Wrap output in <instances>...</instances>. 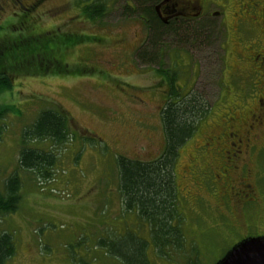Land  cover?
<instances>
[{
    "label": "rangeland",
    "instance_id": "rangeland-1",
    "mask_svg": "<svg viewBox=\"0 0 264 264\" xmlns=\"http://www.w3.org/2000/svg\"><path fill=\"white\" fill-rule=\"evenodd\" d=\"M20 1L21 7L15 0H0V44L22 37L53 36L71 47H61L65 66L57 74H15L11 90L0 95V105L14 109L3 117L0 187L17 171L22 179L19 208L13 214H0V231L12 233L16 244V256L9 264H122L107 255L98 241L115 243L119 237L115 238L114 232L126 229L146 237L147 229L138 225L133 215L124 213L115 191L116 158L147 162L162 153L159 114L170 87L165 76L157 73L159 68L176 77L174 89L197 91L211 109L180 149L175 169L185 243L188 248L195 247L197 264H215L246 235L264 233V205H243L225 187L224 179L217 178L226 170L220 140L230 134L242 138L252 114L261 116L253 134L264 144V108L259 109L255 100L238 99L252 82L237 78L247 72L245 60L251 53L245 51L246 40H241L244 36L235 27L241 11L237 0H198V11L205 8L204 13H219L214 14V22L220 31H213L211 40L201 46L202 33L189 38L192 45L165 41L160 64L136 59L147 31L137 16L125 11L127 5L133 6V0H101L108 12L100 22L86 20L74 0ZM167 1L163 13L194 14L182 8L183 0L178 6L174 4L177 0ZM79 35L87 38L77 41ZM3 61L15 67V73L19 70L17 61L6 56ZM20 64L41 66L39 61L25 58ZM53 68L54 64L48 71ZM43 110L63 113L74 136L55 151L54 178L39 183L16 167L25 143L24 131ZM214 139L216 149L212 147ZM26 145L47 150L52 144L34 141ZM235 163L232 184L240 186L246 166L254 187L256 158L245 152ZM239 189L241 194L246 192ZM149 258L151 264H171L154 256L152 248ZM177 261L172 264H179Z\"/></svg>",
    "mask_w": 264,
    "mask_h": 264
},
{
    "label": "trees",
    "instance_id": "trees-1",
    "mask_svg": "<svg viewBox=\"0 0 264 264\" xmlns=\"http://www.w3.org/2000/svg\"><path fill=\"white\" fill-rule=\"evenodd\" d=\"M160 1L162 0H133L132 7L128 5L125 7L129 15L137 16L147 31L145 45L135 54L139 61L160 64L158 57L162 55L166 42L192 45L189 38L202 33L201 46L211 40L213 31L216 29L220 31L219 25L216 28L213 21L197 20L187 23L179 20L165 24L159 19L155 10ZM74 2L82 16L90 22L102 21L108 12L107 6L101 0H74ZM183 36L188 37L182 39ZM43 37L45 36L22 37L16 38L11 43L4 41L0 44L2 48L0 49V95L11 90L15 74L25 72L30 76L45 77L57 74L58 69L65 66L60 58V51L61 47L64 49L71 47L69 43H63L53 36L45 37V40L41 41L39 38ZM57 37L59 38V35ZM82 37L87 38L79 35L76 40ZM173 38H178V42ZM5 56L17 61L20 71L15 73L16 68L9 64L8 66L3 61ZM23 58L32 62L39 61L41 66L23 67L20 64ZM53 64L52 71H48ZM81 71L78 69V72ZM157 73L165 76L170 87L159 114L164 137L162 153L156 159L147 162L125 157L116 158L118 186L115 191L120 198L124 213L133 215L138 225L147 229L146 237L140 236L136 230L126 229L123 233L114 232L117 235L115 238L119 237L115 243L99 240L97 244L109 252L106 253L107 255H111L122 264H151L149 258L151 248L154 256L167 263L172 264L174 259H178L179 264H197L195 247L188 248L185 243L183 220L178 212L175 169L180 149L193 137L198 125L208 116L211 109L197 91L191 89L183 93L181 89H174L173 83L176 78L174 75L169 76V72L161 68ZM13 111L10 106L0 105V140L5 127L3 117ZM71 132L69 120L63 113L58 110L41 111L24 131L25 143L19 152L16 170L30 173L39 183L53 179L58 162L55 151L68 142L70 135L74 136ZM34 141H49L52 145L47 150L27 147L26 142L34 143ZM88 141L95 140L88 139ZM17 172L5 180L4 187L3 184L0 187V214H13L19 208L22 179ZM15 256L16 244L13 234L7 230L0 231V264H9Z\"/></svg>",
    "mask_w": 264,
    "mask_h": 264
},
{
    "label": "flooded vegetation",
    "instance_id": "flooded-vegetation-1",
    "mask_svg": "<svg viewBox=\"0 0 264 264\" xmlns=\"http://www.w3.org/2000/svg\"><path fill=\"white\" fill-rule=\"evenodd\" d=\"M182 8L184 10L190 9L194 14L191 13L192 16L185 15L181 13H176L175 11L163 13L165 9L168 8V1L162 0L155 8L156 13L159 19L163 23H168L171 21H186L187 23L193 21H213L216 15L219 13H204L205 8H200L199 10V1L198 0H183ZM239 3L240 16L238 13V21L236 19V29L242 32V35L246 40L247 48L245 51L251 52L246 59L245 64L247 66V72L244 76L238 75L243 83L252 82V86L249 87L245 92L244 96H239L238 99H252L255 100L258 104L259 109L264 108V0H237ZM19 7L22 6V2L20 0H15ZM180 4V0L174 2L176 6ZM181 5V4H180ZM26 10V9H24ZM237 17V18H238ZM245 71V69L243 70ZM242 71V72H243ZM252 80V81H251ZM245 85V84H244ZM252 123L245 131L242 138H238L236 135H229L226 140H220V143L224 144V148L221 151V156L223 158V168L226 170H222L221 176H218L219 179H224L225 187H229V192H234L235 197L239 199L243 205H253L258 206L264 205V165L261 164V158L264 157V144H261L260 137L258 135L253 134L255 130L261 124V116L252 114L251 115ZM215 140H213L212 147L216 149ZM210 146V144H209ZM219 151V150H218ZM217 151V152H218ZM248 152L252 154L258 163L256 173L254 174V178H256L257 182L254 187L251 186L249 181V171H247L246 166H244V173L241 174V183L239 187L234 186L231 181V173L236 169L237 164L235 163L237 160L242 158V155ZM214 175V180L217 182V179ZM242 188V191H246L243 195L238 192L241 191L239 188ZM248 192V194H247ZM249 194L254 195L253 197L247 198ZM241 195V196H240ZM256 196L260 198L256 200ZM246 199L243 202V198ZM258 216V214H257ZM264 236V233H257L256 236L246 235L243 239L248 237H261ZM242 240V239H241Z\"/></svg>",
    "mask_w": 264,
    "mask_h": 264
},
{
    "label": "water",
    "instance_id": "water-1",
    "mask_svg": "<svg viewBox=\"0 0 264 264\" xmlns=\"http://www.w3.org/2000/svg\"><path fill=\"white\" fill-rule=\"evenodd\" d=\"M215 264H264V236L240 240Z\"/></svg>",
    "mask_w": 264,
    "mask_h": 264
},
{
    "label": "bare ground",
    "instance_id": "bare-ground-1",
    "mask_svg": "<svg viewBox=\"0 0 264 264\" xmlns=\"http://www.w3.org/2000/svg\"><path fill=\"white\" fill-rule=\"evenodd\" d=\"M62 58V57H61ZM46 182V181H45Z\"/></svg>",
    "mask_w": 264,
    "mask_h": 264
}]
</instances>
